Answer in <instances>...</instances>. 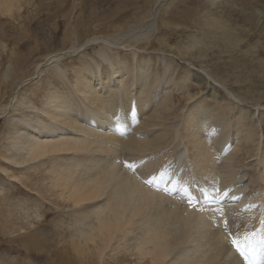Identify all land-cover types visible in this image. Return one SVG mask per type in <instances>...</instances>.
I'll use <instances>...</instances> for the list:
<instances>
[{
    "label": "bare ground",
    "instance_id": "1",
    "mask_svg": "<svg viewBox=\"0 0 264 264\" xmlns=\"http://www.w3.org/2000/svg\"><path fill=\"white\" fill-rule=\"evenodd\" d=\"M22 1L0 0V14L9 17L18 13ZM240 2L249 5L250 0ZM151 6L138 16L140 18L131 20L150 18L155 13ZM124 12L125 17L111 19L109 25L123 26L133 13ZM163 16H158V22L171 23L163 21ZM149 26L153 27V23ZM159 26L160 23L158 29ZM221 28L214 24L208 29ZM94 38L97 37L90 40ZM155 42L161 49L168 45L162 38H156ZM150 44L153 43H141L137 37L125 42L123 46L131 51L133 64L120 55L118 48L106 43L97 49V57L80 54L78 69L82 68L76 73L73 84L65 76V67L57 63L59 59L53 58L60 53L46 54L45 63L51 60V68L57 75L54 81L43 80L46 93L41 107L36 106L30 96L35 94L29 93L17 100L22 111H15L16 115L13 111L8 118L9 124L21 122L32 129L16 134L13 162L24 165L27 170L47 162L43 171L46 176L38 180L47 178L44 182L49 192L61 203L73 206L70 216L74 232L68 243L83 264H243L231 243V235L249 243L254 248L250 251L254 259L264 264V153L258 151L255 132L239 118L234 121L237 131L228 138L227 119L222 122L214 117L210 121L207 116L216 113L227 116L234 101L230 99L227 105L218 106L216 113V110L204 109L200 101L193 98L203 85H195L193 92L186 91L187 100L196 102L190 109H185L184 102L176 110L177 102L169 90L153 103L156 87L173 79L171 74L163 79L156 77L147 87L143 86L150 65L145 58L136 56L135 59L134 56L139 48L147 49ZM193 47L170 45L166 51L202 65L206 55ZM226 61L206 65L205 72L228 85L237 98L254 105L264 102V92L240 90L234 85L242 64L235 62L230 69ZM163 64L170 66L171 62L164 59ZM42 65L43 62L36 65V73L42 70ZM192 74L195 81L205 80L199 71ZM94 78H100L99 89L95 87ZM20 82L0 113L12 108L17 91L24 83ZM55 83L65 87L58 89ZM132 90L135 93L131 94ZM141 115L145 118L136 129L142 132L126 134L128 126ZM173 118H178V123H167ZM200 126L215 130L206 132L198 129ZM154 127H158L156 131ZM145 130L154 132L151 136L143 135ZM243 143L251 146L245 152L250 158L247 165L237 157ZM125 156L130 161L121 163ZM128 164H135V169ZM243 167H247L246 181L230 187L224 196L223 192L239 177L238 170ZM153 177V183L146 182ZM216 185L220 193L223 191V200L206 205L202 189L215 195ZM189 194H197L199 201L190 205L185 198ZM218 207L227 214L224 219L229 221L228 231L221 213L214 211ZM245 234L248 241L244 240ZM254 244L258 246L255 248Z\"/></svg>",
    "mask_w": 264,
    "mask_h": 264
},
{
    "label": "rangeland",
    "instance_id": "2",
    "mask_svg": "<svg viewBox=\"0 0 264 264\" xmlns=\"http://www.w3.org/2000/svg\"><path fill=\"white\" fill-rule=\"evenodd\" d=\"M240 3V0L238 3L227 0H24L18 13L9 17L0 14V110L9 101L12 90L20 81L25 84L17 91L19 98L12 101L16 104L0 113V264H83L68 243L74 232L71 227L74 222L70 216L73 206L61 203L52 191L49 192L45 184L47 178L45 182L38 180L46 176L43 171L47 162L28 170L24 165L13 162L12 146L17 141L16 134L32 129L21 122L9 124L8 118L14 113L18 114L15 111H22V106L17 105V102L26 94H35L30 96L34 104L41 107L43 95L46 93L43 80L54 81L57 75L51 68L53 62L47 60L45 63L46 54L60 53L53 58L59 59L57 63L65 67V76L73 84L76 73L82 68L78 69L80 54H94L97 57V49L106 43L118 48L120 55L133 64L131 51L123 46L125 42L136 37L141 43L152 42L153 44L148 45V50L139 48L134 56L135 59L136 56L145 58L150 65L145 75L150 81L144 76L143 86L147 87L148 83L153 82V78L163 79L170 74L174 81L161 82L156 87L153 103L169 90L173 94L174 102H177L176 110L184 102L185 109H190L196 102L193 99L187 100L186 91L193 92L195 85H203L193 98L200 101L199 105L202 104L204 109L216 110V113L219 111L218 106H224L225 103L227 105L230 99L234 101L230 104L227 116L216 113L214 116H207L208 119L212 121L215 117L222 122L227 119L228 138L237 131L234 121L243 119L245 126L255 132L258 151L264 153V102L254 105L251 101L237 98L228 85L221 84L205 72L206 65L224 59L230 69H233L231 65L235 62L240 63L242 66L238 70L239 79L234 85L237 84L240 90L264 92V0H250L249 5ZM151 5L154 15L140 21L131 20L140 18L138 16L151 8ZM128 10L133 13L129 14L126 24L123 23L121 27L109 25L111 19L125 17L124 11ZM163 14V21L171 23L158 22V16ZM150 23H153V27H148ZM214 24L222 28L209 30ZM67 35L68 38H65ZM93 37L97 38L90 40ZM156 38L164 39L168 45L159 48ZM87 40L89 43H86ZM180 44L193 45L195 50H201L206 55V61L202 65L193 64L166 51L167 48L170 49V45ZM164 59L171 62V67L163 64ZM40 62H43L42 70L36 73V65ZM103 65L107 64L103 62ZM195 71L202 73L205 80L201 83L195 81L192 74ZM94 79L95 87L99 89L100 78ZM58 84H54L58 89L65 87ZM160 85L163 87H159ZM133 88L135 91L136 87ZM133 90L131 94L135 93ZM144 118L141 115L139 121L136 119L130 123L126 134L142 132L136 127ZM177 119L173 118L167 123H178ZM95 123L98 124L97 120ZM156 128L158 127L153 129ZM198 129L210 133L215 130L201 126ZM154 130H145L143 135L151 136ZM250 147L243 143L237 152V157L245 165L250 160L245 153L246 148ZM169 159L171 161L170 157ZM128 161L130 160L127 156L120 160L121 163ZM246 170L247 167L239 168L237 175L240 178L234 179L228 190L221 193L228 194L230 187L242 185L246 181ZM215 188L220 191L219 186L216 185ZM28 215L30 220L26 217Z\"/></svg>",
    "mask_w": 264,
    "mask_h": 264
},
{
    "label": "snow or ice",
    "instance_id": "3",
    "mask_svg": "<svg viewBox=\"0 0 264 264\" xmlns=\"http://www.w3.org/2000/svg\"><path fill=\"white\" fill-rule=\"evenodd\" d=\"M128 167L131 169H135V164H128ZM155 180V177H153L152 180L146 181L147 183H153ZM166 191L168 189H165ZM185 191H187V188H185ZM213 191L215 192V195H213L212 193L208 192L206 189H202V194L204 196V199L206 201H221L223 200V196H221V193L219 190L213 189ZM227 193H224V196H226ZM193 201V197L191 195H189L188 197V203L191 205ZM214 211H219L221 213V219H224V217L227 215L224 211L222 207H218L216 209H214ZM224 228L226 231L229 230V221L227 219H224ZM252 235H255V233H252ZM231 239V243L233 246H235L236 251L239 253V255L241 257H244V259H249V252L250 251H254V248L251 247V245L249 243H244L241 241V239L238 236L235 235H231L230 236ZM244 240L248 241V234H245L244 236Z\"/></svg>",
    "mask_w": 264,
    "mask_h": 264
}]
</instances>
